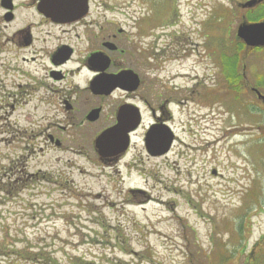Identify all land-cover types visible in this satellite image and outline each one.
<instances>
[{"label":"rangeland","instance_id":"rangeland-1","mask_svg":"<svg viewBox=\"0 0 264 264\" xmlns=\"http://www.w3.org/2000/svg\"><path fill=\"white\" fill-rule=\"evenodd\" d=\"M244 1L95 0L115 10L101 25L118 21L157 66L147 77L166 100L153 107L165 104L175 134L161 157L148 156L140 129L121 160L105 163L92 147L102 123L52 128L68 116L60 97L21 98L17 78L4 89L0 79V264H264V103L242 89L251 112L239 113L216 63ZM245 60L247 86L262 77L264 95V50ZM48 98L50 107L36 105Z\"/></svg>","mask_w":264,"mask_h":264},{"label":"flooded vegetation","instance_id":"flooded-vegetation-1","mask_svg":"<svg viewBox=\"0 0 264 264\" xmlns=\"http://www.w3.org/2000/svg\"><path fill=\"white\" fill-rule=\"evenodd\" d=\"M59 1L66 2L64 7L58 5ZM94 2L0 0V79L3 89L9 87L6 80L17 78L15 81L19 83L13 86L14 93L21 98L33 96L36 101V95L41 93L60 97V107L68 116L50 126L64 132L73 128L90 129L102 123L103 128L94 137L116 126L120 110L132 111L134 106L138 108L140 126L130 137L144 127V117L148 116L150 122L142 130L144 137L151 125L168 120L163 107H152L164 93L151 92L153 83L147 78V59L144 53L141 56L136 53L134 36L121 30L116 20L101 25L100 16L105 13L116 16L115 10L99 2L94 5ZM84 9L82 18L66 24L54 23L46 17L54 13L78 17ZM119 11L123 16L129 15L123 8ZM14 23L18 25L14 26ZM97 56L108 59L103 63V71L102 63L93 61ZM125 72L137 75L139 85L136 89H132L130 76L131 83L125 87H106L102 94L92 92L91 86L93 84L95 90L97 79ZM50 104L51 98L36 103L41 107H50ZM94 111H98L97 114H92ZM91 118L95 120L90 121ZM52 136L56 138L55 134ZM123 156L106 159L105 163L117 162Z\"/></svg>","mask_w":264,"mask_h":264},{"label":"water","instance_id":"water-1","mask_svg":"<svg viewBox=\"0 0 264 264\" xmlns=\"http://www.w3.org/2000/svg\"><path fill=\"white\" fill-rule=\"evenodd\" d=\"M264 0H251L248 3L242 5V8H252L256 4L261 3ZM85 6V3H83ZM85 9L82 11L81 15H83ZM50 20L56 23H68L77 19L74 16L68 15H59L57 13L50 14L47 16ZM237 37L244 41V43L249 47H264V22L260 24H242L237 28ZM104 57H94L93 61L101 62V70L104 68L103 63H107V60ZM107 66V64H106ZM105 66V67H106ZM105 69V68H104ZM103 71V70H102ZM134 86L137 85L136 77ZM130 80L126 75H119L114 79H110L109 83L111 87H116L120 83L127 84ZM105 85L102 79H97L95 81V90L93 88V84L91 86L92 92H97ZM259 99L264 100V98L256 91L253 90ZM125 111V110H123ZM96 112V111H95ZM132 113H128L126 116H122L119 114L118 124L102 132L94 141V149L100 159L114 157L119 154H122L126 151L128 147V132L134 130L138 126V118L134 113L132 115V119H130ZM95 118H91V121ZM172 135L167 127L164 126H154L151 127L149 132L145 138V148L149 155L151 156H161L168 152L170 145L172 143ZM58 146V144L56 143Z\"/></svg>","mask_w":264,"mask_h":264},{"label":"trees","instance_id":"trees-1","mask_svg":"<svg viewBox=\"0 0 264 264\" xmlns=\"http://www.w3.org/2000/svg\"><path fill=\"white\" fill-rule=\"evenodd\" d=\"M244 19L247 22H258L264 19V5L259 6L253 10H248L244 14ZM258 49H248L244 44L236 39H231L230 45L226 52L219 55V60L222 66V72L225 80L226 90L234 95L235 101L238 105H242L241 110L251 112L245 102L242 100L240 94L246 90V85L243 81L241 72L244 67L246 57ZM257 87L261 88V83H256ZM264 85V83L262 84ZM245 105V106H244ZM264 242V241H263Z\"/></svg>","mask_w":264,"mask_h":264},{"label":"bare ground","instance_id":"bare-ground-1","mask_svg":"<svg viewBox=\"0 0 264 264\" xmlns=\"http://www.w3.org/2000/svg\"><path fill=\"white\" fill-rule=\"evenodd\" d=\"M186 58H188V57H182L181 59L185 60ZM174 78L177 79V80H181V81L187 82V83L192 82L193 79H194V77L188 72H180L177 75H175ZM145 198L147 200H151L153 203L155 202L154 200L151 199L150 196H146Z\"/></svg>","mask_w":264,"mask_h":264}]
</instances>
